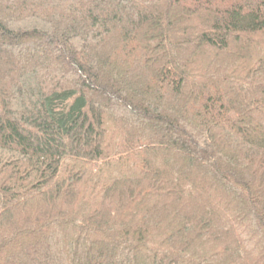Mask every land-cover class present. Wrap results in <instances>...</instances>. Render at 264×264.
Listing matches in <instances>:
<instances>
[{
    "label": "trees",
    "instance_id": "1",
    "mask_svg": "<svg viewBox=\"0 0 264 264\" xmlns=\"http://www.w3.org/2000/svg\"><path fill=\"white\" fill-rule=\"evenodd\" d=\"M0 264H264V0H0Z\"/></svg>",
    "mask_w": 264,
    "mask_h": 264
}]
</instances>
